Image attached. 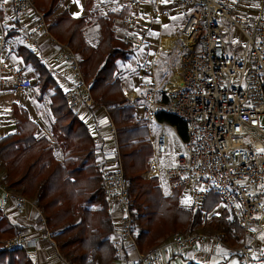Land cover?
<instances>
[{
	"label": "built area",
	"instance_id": "obj_1",
	"mask_svg": "<svg viewBox=\"0 0 264 264\" xmlns=\"http://www.w3.org/2000/svg\"><path fill=\"white\" fill-rule=\"evenodd\" d=\"M182 8H189L188 19L180 36V77L174 88L148 81L128 94L126 105L141 108L143 121L152 138V156L145 179L161 177L167 191L173 195L178 188L189 187L192 200L202 204L210 192L222 199L242 230L239 244L230 245L222 234L204 231L175 232L149 252H141L131 264H165L174 249L200 248L212 244L238 257V264H264V253H257L259 237L264 234V13L254 20L235 14L230 0H177ZM159 8L162 0H154ZM140 0H128L129 12H106L112 18L117 39L141 45L134 29L141 18L136 11ZM22 28L2 29L0 35V95L6 69L3 53L11 33L26 43L41 37L51 40L64 54L75 72L79 90L65 94L68 108L75 112L80 106L97 105L91 95L90 83L82 76L79 56L60 43L51 33L52 22L33 0H0L1 14L10 12ZM223 24L237 33L240 43L230 46ZM2 28V25H1ZM4 28V27H3ZM14 84L19 89L33 87L30 79L16 75ZM102 115L98 128L109 127L117 136V126L111 106L99 105ZM160 114H171L184 121L186 137L177 127L159 119ZM171 131L181 143L182 153L175 164L163 167L159 160L172 152ZM102 163L113 162L114 167L104 168L105 199L113 213L118 211L123 225L116 228L114 237L125 245L138 249L133 234L132 206L128 194V181L124 173L118 144L114 152L101 155ZM3 164L0 161L1 208L14 205L18 215L31 214V225L16 235L0 239V249L28 252L48 243L54 255L63 264L64 258L55 233L48 224L45 212L33 198L8 188L2 182ZM111 213V214H112Z\"/></svg>",
	"mask_w": 264,
	"mask_h": 264
},
{
	"label": "trees",
	"instance_id": "obj_2",
	"mask_svg": "<svg viewBox=\"0 0 264 264\" xmlns=\"http://www.w3.org/2000/svg\"><path fill=\"white\" fill-rule=\"evenodd\" d=\"M62 1L33 0L35 7L43 10L47 18H54V22L51 21L52 35L79 56L82 76L90 83L95 103L111 106L112 117L117 123L134 120V109L117 110L112 106L124 97L119 64L129 59L132 50V44L114 35V13L109 16L92 14L96 0H85L86 15L74 17L66 10L59 11ZM128 12L122 11L123 14ZM92 17L100 27V41L95 46L90 45L84 35V28L92 23ZM17 55L36 75V89L40 96H44L50 87L56 91L50 103L54 118L51 132L64 159H57L49 140L36 136L38 125L28 112L15 106L13 113L17 132L0 139L3 184L39 203L68 263L113 264L120 259V248L124 250L126 259L134 247L116 241L114 237L116 228L104 192L106 165L96 157L99 149L93 135L76 113L68 108L65 93L42 58L26 46H19ZM159 119L177 127L179 134L186 137L183 120L171 114H160ZM140 125L146 127L144 123L136 122L117 130V144L128 181L127 190L133 201L132 231L138 249L149 252L164 241L161 242V239L179 229L193 233L203 227L209 218L215 230H222L220 232L227 235L218 234H222L230 245L237 244L242 235L239 219L226 209L219 215H211L222 203L219 195L210 192L202 204L185 206L182 201L184 188L176 189L174 195H166L158 177H143L152 149L148 144L150 149L147 147L146 150L147 144L138 142ZM24 229L12 224L0 206V239L10 238ZM0 264L34 263L29 252L19 248L13 251L0 249ZM188 264L198 263L190 261Z\"/></svg>",
	"mask_w": 264,
	"mask_h": 264
},
{
	"label": "crops",
	"instance_id": "obj_3",
	"mask_svg": "<svg viewBox=\"0 0 264 264\" xmlns=\"http://www.w3.org/2000/svg\"><path fill=\"white\" fill-rule=\"evenodd\" d=\"M153 1L154 0H140L141 6L136 12L141 18L139 19L140 23L138 26L136 25L134 29V33L136 37L141 40L142 44L132 45L130 57L126 62L130 65L131 59H133V57L136 59L139 54L144 57L143 64L138 65V70L135 71V73H138L137 75L142 78L139 87L145 82L154 80L162 84L167 83V89H171L174 88L176 81L180 77V36L188 19L190 9L180 7L177 0H162L159 8H156ZM230 3L235 14L240 17H248L251 20H254L260 13H264V0H230ZM98 4H102L100 7L101 10H99ZM127 5L128 0H96L94 9L91 13H102L105 15L106 12L129 10ZM112 8H115V10H108ZM140 10H154L153 16L155 17L150 18V16L145 13L141 14ZM59 11L61 12L64 10ZM66 11L72 15L69 10ZM82 12L81 15L76 17L86 15L85 8ZM90 20L92 23L84 28V35L88 39L87 34L90 33L89 37L91 36L90 38L92 40L95 39L96 42L92 43L89 39L88 41L92 45H97L100 41V27L96 23L95 18L92 17ZM144 23L147 24L144 25ZM19 27L22 28L23 26H20L19 21L11 11L6 14H1L0 35H3L2 29L11 31L12 29ZM19 46L28 47L36 55L42 58L47 68L52 73L54 80L65 94L70 91L77 92L79 90V88L76 87L77 85L75 82L70 80V73H73L74 71L65 60L64 54L53 45L51 40L41 37L36 42L26 43L20 35L11 33L7 38V49L3 53L4 56L5 53L10 51L9 55L5 58L6 60L3 59L6 69L3 73L4 85L0 95V139L17 132L16 118L13 111L15 106H20L28 112L30 118L38 125L36 136L49 140L57 159L63 160L64 154L51 132V125L54 118L50 103L51 98L55 95L56 91L53 87H50L44 96H40L36 89V75L29 66L23 63L21 57L17 55V49ZM123 66L124 63L121 62L119 64V77L126 94L129 90H133V86L131 85L130 80L122 76ZM130 69L132 68L130 67ZM16 75L30 79L33 83V87L29 89L17 88L14 84ZM76 115L84 124H86L87 127L90 124H93L95 128L96 133L93 134V138L99 149L96 157L99 156L100 158V155L114 152L116 150L117 136L115 137L111 133L109 127L98 128L96 126L97 119L102 115L98 105L92 107L82 105V107L76 112ZM112 120L116 125L117 123L113 117ZM136 122L144 123L143 114L140 116L137 109L134 113V120L129 121L128 126H132ZM122 126H125V123H123ZM88 129L90 131L89 127ZM137 133L139 134L138 142H145L147 144L146 150L148 144L151 149H153L152 138L148 128L141 126L137 130ZM98 161L100 160L98 159ZM105 165L107 167L115 166L113 162H107ZM165 185L162 186L167 190ZM221 206L222 205L220 204L211 215H219L222 212H220ZM4 213L10 219L12 224L21 226L22 228L31 225V215H18L15 211L14 205L8 210H4ZM111 216L115 228H119L123 225L120 212L113 210ZM141 252L142 251L139 249L131 248L126 259H124L125 252L120 248L118 250L120 259L113 264H131L138 259ZM257 253H264V238L258 241ZM29 254L34 264H63L56 258L48 243L45 241H41L39 247L30 251ZM236 257L237 256L229 254L223 249H217L214 245L209 244L200 248H186L182 250L174 249L170 253L168 262L165 264H188L190 261H194L198 264H218L227 260L231 263L233 262V264H238V257Z\"/></svg>",
	"mask_w": 264,
	"mask_h": 264
},
{
	"label": "rangeland",
	"instance_id": "obj_4",
	"mask_svg": "<svg viewBox=\"0 0 264 264\" xmlns=\"http://www.w3.org/2000/svg\"><path fill=\"white\" fill-rule=\"evenodd\" d=\"M85 0H63L62 1V3H61V5H60V10H69L71 13H72V15L73 16H79V15H81V13H83L82 11L84 10V7H85ZM102 6V4H98V8H99V10H101V7ZM108 10H115V8H112V9H108ZM138 11V10H137ZM140 12H141V14L142 13H145V14H147V15H149L150 16V18L151 17H155V16H153L154 15V10H140ZM137 13V12H136ZM51 21H53L54 22V18L53 17H51ZM140 23V20L137 22V26H138V24ZM53 24V23H52ZM147 23H144V25H146ZM223 30L226 32V39H227V42H228V44L230 45V46H232V47H234L236 44H238V43H240V40L238 39V37H237V33L233 30V29H231L230 28V26L229 25H227V24H223ZM89 35H90V33H88L87 34V37H88V39L92 42V43H95L96 41H95V39L94 40H92L90 37H89ZM85 38H86V36H85ZM137 38V37H136ZM88 39L86 38V40L88 41ZM88 43L90 44V45H92L89 41H88ZM132 45H134V44H132ZM93 46H95V45H93ZM143 47V46H142ZM141 52V51H140ZM9 53H10V51L9 52H7V53H5V55L3 56V59H5L8 55H9ZM130 54H131V52H130ZM13 57H15V56H13ZM22 59V58H21ZM6 60V59H5ZM23 60V59H22ZM143 62H144V57L143 56H141V54H139L138 56H137V58L135 59V57H133V59H131V62H130V65H129V63L128 62H125L124 63V66L122 67V76L123 77H125V78H127L128 80H130V83H131V85L133 86V90H129L126 94H125V92H124V90H123V94H124V97H123V99L121 98V99H119L114 105H112L113 107H115L114 109H117V110H119V109H123V108H132V109H134V110H136V107H134V106H129V105H126V102H127V100H128V94L129 93H131V92H134V91H136V90H138V88H139V85H140V82H142V78H140L139 77V75H137L136 73H135V71H137L138 70V65H142L143 64ZM24 63V62H23ZM71 67V66H70ZM130 67L134 70H132V69H130ZM72 69V68H71ZM73 70V69H72ZM73 72V71H72ZM74 73V72H73ZM70 73V80H73L74 82H75V84L77 85L76 87H78V85H79V80L77 79V76H76V74L74 73ZM136 74V75H135ZM75 75V76H74ZM119 75H120V73H119ZM121 76V77H122ZM75 77H76V79H75ZM146 83V82H145ZM138 87V88H137ZM63 88V87H62ZM66 88H68V87H66ZM122 89H123V87H122ZM97 105H98V103H96ZM96 106V105H95ZM82 107V106H81ZM81 107H79L76 111H75V113L81 108ZM137 112H138V114L141 116L142 115V110H141V108H137ZM115 120V122H116V119H114ZM117 123V122H116ZM128 123H129V121L128 122H126L125 123V126H128ZM122 123H117L116 124V126H117V128H120V127H122ZM89 128H90V131H91V134L93 135L94 133H96V131H95V128H94V126H93V124H90L89 126H88ZM169 133V135H171V145H172V152H171V154L169 155V156H167V157H164V158H162L161 160H159V163H160V165L161 166H163V167H166V166H170V165H173V164H175L176 162H177V160H178V157L181 155V153H182V147H181V143H180V141L174 136V135H172V133H171V131H169L168 132ZM111 137V136H110ZM99 155V154H98ZM99 160L101 159V155H100V158H99V156L97 157ZM147 171V170H146ZM145 171V172H146ZM144 172V173H145ZM158 179H159V184H161V185H165L164 184V181H163V179L161 178V177H158ZM166 186V185H165ZM167 187V186H166ZM165 190V189H164ZM165 193H166V195H168L169 193L165 190L164 191ZM175 194V193H174ZM173 194V195H174ZM182 199L184 200L183 201V204L185 205V206H191V205H193V204H195L194 202H193V200H192V194H191V189L189 188V187H185L184 189H183V193H182ZM186 200H188L189 202L188 203H185V201ZM1 201H2V199L0 198V204H1ZM197 205H200V204H197ZM221 209H220V212L221 211H223L224 209H226L227 211H229V209L227 208V206L225 205V204H223V203H221ZM26 215H31L30 214V212H28ZM210 217V216H209ZM211 220V218H209L208 219V221H207V223L203 226V227H200V228H197L196 230H194V232H196V231H204V232H208V233H211V234H215V235H217L218 234V232L219 233H223V232H220V231H222V230H220V231H218V230H215V227L213 226V225H211L210 223H209V221ZM175 232H182V233H191V232H187L186 230H184V229H179V230H177V231H174V232H172V233H170L166 238H164V239H161V241L162 240H165V239H167L168 237H170L173 233H175ZM223 234H225V233H223ZM225 235H227V234H225ZM264 238V234H262L260 237H259V240H262ZM237 244H239V241H238V243ZM237 244H235V245H233V246H236ZM155 247H157V246H154L153 248H155ZM52 250V249H51ZM53 252V251H52ZM147 252V251H146ZM237 258V257H236ZM238 260V259H237ZM228 264H233V262L231 263V262H228Z\"/></svg>",
	"mask_w": 264,
	"mask_h": 264
},
{
	"label": "snow or ice",
	"instance_id": "obj_5",
	"mask_svg": "<svg viewBox=\"0 0 264 264\" xmlns=\"http://www.w3.org/2000/svg\"><path fill=\"white\" fill-rule=\"evenodd\" d=\"M6 2H7V0H5V3H6ZM262 151H264V150H262ZM188 202H189L188 200L185 201V203H188Z\"/></svg>",
	"mask_w": 264,
	"mask_h": 264
}]
</instances>
